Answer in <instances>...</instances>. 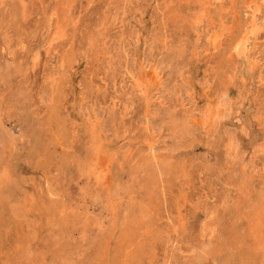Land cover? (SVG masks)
Returning <instances> with one entry per match:
<instances>
[{
    "label": "rangeland",
    "instance_id": "374dc122",
    "mask_svg": "<svg viewBox=\"0 0 264 264\" xmlns=\"http://www.w3.org/2000/svg\"><path fill=\"white\" fill-rule=\"evenodd\" d=\"M246 1L0 0V264H264Z\"/></svg>",
    "mask_w": 264,
    "mask_h": 264
},
{
    "label": "bare ground",
    "instance_id": "6f19581e",
    "mask_svg": "<svg viewBox=\"0 0 264 264\" xmlns=\"http://www.w3.org/2000/svg\"><path fill=\"white\" fill-rule=\"evenodd\" d=\"M211 1V0H210ZM217 3V2H216ZM245 8H246V12L250 13L249 17V26L246 27L244 29V31H242L243 33L237 37H235L236 39L233 41V45H232V49L235 53H238L239 51H242L243 54L246 52L247 50V45L249 44V40L250 38L253 36L254 38H256V36L258 35V33L260 32V30H262L264 27L258 26V23L256 22V16L257 13L260 12V8L263 5L262 1L259 0H247L245 4ZM242 9V8H241ZM207 10V9H206ZM236 11V10H235ZM176 17V16H175ZM261 21V20H260ZM215 31V30H214ZM240 31V30H239ZM209 33V32H206ZM220 33V32H219ZM217 32H213L210 34V39L213 42L214 40H216L218 38V36L216 35ZM221 37V36H220ZM208 40V39H207ZM177 45V44H176ZM176 47V46H175ZM231 47V46H230ZM147 51V49H146ZM169 60V59H167ZM161 63V62H160ZM179 63V62H178ZM157 67V66H156ZM158 68V67H157ZM173 70V68H172ZM169 71V70H168ZM260 82H262V84H264V78L261 77V74L258 76ZM172 94V93H171ZM221 98V97H220ZM224 98V97H223ZM224 102V100H223ZM220 103V102H219ZM220 105V104H219ZM215 115V113H214ZM217 116V114H216ZM216 119V118H215ZM102 131V130H101ZM237 154V153H236ZM210 232V231H209ZM175 263V262H174Z\"/></svg>",
    "mask_w": 264,
    "mask_h": 264
}]
</instances>
